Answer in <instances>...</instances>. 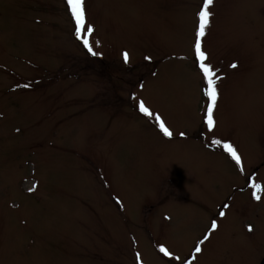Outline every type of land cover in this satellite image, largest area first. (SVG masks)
<instances>
[{
    "label": "rangeland",
    "instance_id": "1",
    "mask_svg": "<svg viewBox=\"0 0 264 264\" xmlns=\"http://www.w3.org/2000/svg\"><path fill=\"white\" fill-rule=\"evenodd\" d=\"M203 5L84 0L78 37L67 0H0V264L264 258V0L209 6L211 131Z\"/></svg>",
    "mask_w": 264,
    "mask_h": 264
},
{
    "label": "snow or ice",
    "instance_id": "2",
    "mask_svg": "<svg viewBox=\"0 0 264 264\" xmlns=\"http://www.w3.org/2000/svg\"><path fill=\"white\" fill-rule=\"evenodd\" d=\"M67 4L71 9L72 15L75 18L76 21V34L79 37L81 30L84 27V19H85V10H84V0H67ZM213 4V0H204L203 10L199 12V28L196 33V40H195V55L200 60V70L203 73V77L206 80L207 86L204 89V95L208 97L209 100V106L207 109V120L206 123L208 125V129L211 131L214 128V120H213V109L217 106V101L219 98L218 93V85L216 80L214 79L215 73L213 71V68L210 64L205 63L207 60V56L204 51H202V44H201V38L205 36V29L209 24V18L211 16V12L209 10V6ZM87 31L91 33L93 31L92 28H88ZM98 43V42H97ZM84 46L87 48L88 52L96 56L98 53L93 50L92 45L89 43L87 39L83 41ZM123 59L124 62L127 63L129 60V54L127 52L123 53ZM233 68L237 67V65L233 64ZM139 110L143 112L146 116H151L152 113H150L149 109L145 107V104L143 101L139 103ZM156 119L159 121L160 118L157 116ZM159 127L163 134L167 137H171L173 133L167 128L163 121H160ZM215 144H221L223 149L227 151L231 157L236 161V163L239 165L241 163V158L237 153V150L231 143L224 142L222 143L220 140H213L212 141ZM242 170V169H241ZM253 187L259 188V185H253ZM257 200L260 199L259 196L256 197ZM223 215V213H221ZM212 228H216L215 222L212 224ZM249 231H251V227H249ZM203 243V241H201ZM160 251L164 253L165 256H171L172 254L166 249L165 247L161 246ZM201 251L200 247L196 248V252L199 253ZM137 257L139 258V254H137ZM175 260H179L180 257L176 256L173 257Z\"/></svg>",
    "mask_w": 264,
    "mask_h": 264
},
{
    "label": "flooded vegetation",
    "instance_id": "3",
    "mask_svg": "<svg viewBox=\"0 0 264 264\" xmlns=\"http://www.w3.org/2000/svg\"><path fill=\"white\" fill-rule=\"evenodd\" d=\"M263 164H264V163H263ZM259 169H260V166H259V167H258V166L255 167V170H259ZM244 189H245V188H241V190H244ZM225 206H227L226 203L223 204V207H225ZM213 222H214V221H213ZM213 222H210V225H211V226H212ZM193 258H194L193 255L189 256V258H188V262H189V264L192 263ZM263 259H264V258H263ZM263 259H262V260H263ZM262 260H261L260 262H255V263H256V264H261V263H262ZM137 264H138V262H137ZM183 264H185V263L183 262Z\"/></svg>",
    "mask_w": 264,
    "mask_h": 264
},
{
    "label": "water",
    "instance_id": "4",
    "mask_svg": "<svg viewBox=\"0 0 264 264\" xmlns=\"http://www.w3.org/2000/svg\"><path fill=\"white\" fill-rule=\"evenodd\" d=\"M261 264H264V259L262 260V263Z\"/></svg>",
    "mask_w": 264,
    "mask_h": 264
}]
</instances>
